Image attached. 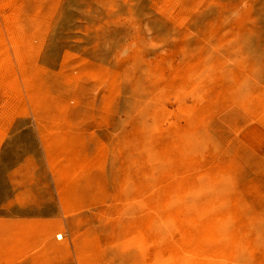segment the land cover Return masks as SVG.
Listing matches in <instances>:
<instances>
[{"label":"rangeland","instance_id":"374dc122","mask_svg":"<svg viewBox=\"0 0 264 264\" xmlns=\"http://www.w3.org/2000/svg\"><path fill=\"white\" fill-rule=\"evenodd\" d=\"M0 264H264V0H0Z\"/></svg>","mask_w":264,"mask_h":264},{"label":"bare ground","instance_id":"6f19581e","mask_svg":"<svg viewBox=\"0 0 264 264\" xmlns=\"http://www.w3.org/2000/svg\"><path fill=\"white\" fill-rule=\"evenodd\" d=\"M171 182V181H170ZM166 183H167V181H166ZM179 194V193H178ZM166 203V202H165ZM164 204V203H163ZM186 204V203H185ZM184 205V204H183ZM207 206V205H206ZM205 207V206H204ZM206 208V207H205ZM208 209V208H207ZM206 209V210H207ZM203 212V211H202ZM175 212H173V214H174ZM200 213V212H199ZM171 215H172V213H171ZM178 215V214H177ZM176 215V216H177ZM175 216V217H176ZM199 216H201V215H199ZM220 216V215H219ZM207 217H208V215H207ZM177 218V217H176ZM178 219H179V216H178ZM207 220H205V221H208L209 220V218H206ZM197 220V219H196ZM203 221H204V219H203ZM161 222V221H160ZM202 222V221H201ZM201 222H199V223H201ZM178 223V222H177ZM209 223V222H208ZM205 223L203 222V225H204ZM202 225V226H203ZM206 225V224H205ZM201 226V227H202ZM200 226H199V229L201 228ZM204 227H206V226H204ZM210 228H211V225L209 226ZM184 228V227H183ZM207 229V227L204 229V232H205V230ZM26 230V229H25ZM186 230V229H185ZM187 230H188V228H187ZM191 230V229H190ZM210 230V229H209ZM183 231V230H182ZM202 231V230H201ZM207 231V230H206ZM186 232H188V231H186ZM193 232H194V230H193ZM209 232V231H208ZM202 233V232H201ZM189 235V234H188ZM191 235V234H190ZM201 235V234H200ZM60 236H62V234H56V239L57 240H61L62 239V237H60ZM185 237V236H184ZM194 249V248H193ZM189 250V249H188ZM196 250V249H195ZM32 251V250H31ZM190 251H192V250H190ZM194 251V250H193ZM197 251V250H196ZM121 252V251H120ZM184 252V251H183ZM192 253V252H191ZM198 253V252H197ZM211 253H213V251L211 252ZM215 253V252H214ZM197 255V254H196ZM188 256H189V254H188ZM218 256V255H217ZM203 257H205V256H203ZM213 260V259H212ZM202 261V260H201Z\"/></svg>","mask_w":264,"mask_h":264}]
</instances>
